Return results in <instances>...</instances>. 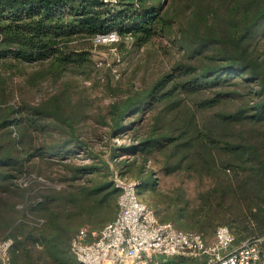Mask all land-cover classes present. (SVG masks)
Here are the masks:
<instances>
[{
	"label": "trees",
	"instance_id": "1",
	"mask_svg": "<svg viewBox=\"0 0 264 264\" xmlns=\"http://www.w3.org/2000/svg\"><path fill=\"white\" fill-rule=\"evenodd\" d=\"M112 30L120 50L166 38L177 56L139 85L114 86L107 69L104 105L90 93L99 81L69 77H91L94 37ZM46 81L47 94L23 97ZM114 170L179 230L264 236V0H0V242L13 239L11 263L81 264L75 234L117 216ZM160 171L211 182L188 208L182 186L160 190Z\"/></svg>",
	"mask_w": 264,
	"mask_h": 264
},
{
	"label": "built area",
	"instance_id": "2",
	"mask_svg": "<svg viewBox=\"0 0 264 264\" xmlns=\"http://www.w3.org/2000/svg\"><path fill=\"white\" fill-rule=\"evenodd\" d=\"M114 4L117 0H101ZM116 30L97 33L96 44L109 45L113 62L98 60L97 67L112 69L115 79L121 72V53L115 45L120 41ZM115 186L120 189L119 210L114 220L101 230L84 226L71 241L70 250L81 264H161L160 256H182L202 260L201 264H264V236L247 238L236 243L235 235L226 226H219L212 241L194 231L177 229L172 222H163L138 194V181L114 170ZM9 238L0 242L1 264H12ZM204 259V260H203Z\"/></svg>",
	"mask_w": 264,
	"mask_h": 264
},
{
	"label": "rangeland",
	"instance_id": "3",
	"mask_svg": "<svg viewBox=\"0 0 264 264\" xmlns=\"http://www.w3.org/2000/svg\"><path fill=\"white\" fill-rule=\"evenodd\" d=\"M176 51V47L171 45L166 38H156L154 40V43H151L149 46L143 48H139L131 42H126L120 50V53L122 52L121 57L123 61L122 63L116 66L120 70L121 75L119 80L117 81L115 79H112V84L116 86L117 84L124 85L128 82H134L135 84L139 85L145 81H148L158 76L163 70L167 69L170 66L175 56H177ZM98 60H106L113 62V56L109 45H99L93 49V61L97 63ZM109 68L110 67L103 66L98 69V67L96 68L94 65V69L90 72L91 77L87 78L84 75L79 74L77 77L75 75H71L69 78L77 79L78 82L82 86H84V88L90 87L91 82H93L94 80L99 81L100 84L97 85L94 90H90V93H92L93 98H102V103L105 105L108 102V98H106L103 93L105 91L104 83L108 78L111 77V74L113 75L111 68V74L107 70ZM18 82L21 81H14L13 84H15L14 86L16 88V91L20 93V88L17 85ZM47 82L49 81H46L43 84L41 82L35 86L23 87L21 89L23 97L27 99H34L35 96H44L50 91L51 88V85H49ZM114 141L117 144L122 143L121 139H115ZM105 156L107 157V154ZM109 161L111 163V167L115 168L114 162L112 160ZM151 164L152 167L156 169L158 168V166L154 165L153 163ZM210 182L211 178L207 175L196 176L184 171H177L174 173H164L160 171L158 173V183L160 190L172 194L176 192V189L180 186L185 189V192L183 193V204L186 205V207L188 208H193L197 206L198 192L209 186ZM138 194L142 200H144L151 208H153L150 203L151 201L149 199V193L145 192L144 188H141V184L138 185ZM162 207L164 208V206L161 204V208ZM214 237L215 234L212 237L208 238V241H212ZM159 259L161 261V264L202 263V260L195 258H185L182 256H160Z\"/></svg>",
	"mask_w": 264,
	"mask_h": 264
}]
</instances>
